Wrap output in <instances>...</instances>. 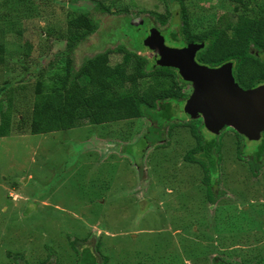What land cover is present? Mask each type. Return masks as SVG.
I'll return each mask as SVG.
<instances>
[{"label": "rangeland", "instance_id": "obj_1", "mask_svg": "<svg viewBox=\"0 0 264 264\" xmlns=\"http://www.w3.org/2000/svg\"><path fill=\"white\" fill-rule=\"evenodd\" d=\"M174 2L0 0V120L11 118L9 134L0 137V264H78L86 247L98 264H215L216 257L264 264V159L253 174L241 151L256 142L232 126L215 134L214 201L202 167L184 158L196 145L190 125L212 134L201 115L184 111L185 102L173 110L160 142H147L152 121L146 117L30 133L37 86L58 85L68 61L75 71L100 52H109L111 65L136 53L153 72L158 52L144 43L150 30L162 33L167 45L175 46L173 29L184 40ZM185 6L192 31L218 27L222 37H236L264 14V0H185ZM83 13L97 28L67 46L69 19ZM250 53L264 61L253 44ZM241 72L235 69L234 79L249 88ZM175 73L167 85L190 94L191 82ZM151 81L140 80L138 89Z\"/></svg>", "mask_w": 264, "mask_h": 264}, {"label": "trees", "instance_id": "obj_2", "mask_svg": "<svg viewBox=\"0 0 264 264\" xmlns=\"http://www.w3.org/2000/svg\"><path fill=\"white\" fill-rule=\"evenodd\" d=\"M182 12V35L186 42L204 43L198 50V62L216 67L225 62H234L232 72H241L239 78L245 75V81L250 87L256 86L264 78V61L250 53V46H256L264 53V14L254 19L246 30H239L236 37H222L218 27L207 28L195 32L191 30L185 0H174ZM244 3V0H229ZM105 12L109 9L98 3ZM165 21V19H162ZM97 25L87 14H77L69 19L68 43L79 40L85 34L94 32ZM175 46L184 44V40L176 29L168 33ZM253 38L251 39V37ZM253 40V43H252ZM5 61L4 43L0 42V64ZM59 78L60 83L49 90L37 86L33 101L30 122V133H48L70 129L84 124L96 125L105 122L119 121L146 117L152 121L149 126L151 137L148 143L163 141L164 128L172 119L173 110L179 103H184L189 94L168 86V81L175 80V68L160 66L155 63V70L147 72L144 61L136 53L130 54L124 64L111 65L109 52H100L89 58L88 62L73 71L69 68ZM178 75V74H177ZM151 76V82L144 88H139L140 80ZM182 81L183 78L178 76ZM129 82L130 88L120 91L115 86H123ZM3 91L0 87V93ZM2 100V98H1ZM10 106L8 100L7 108ZM174 124L168 126V133ZM11 129V118L5 116L0 120V137L7 136ZM190 130L196 138V145L190 148L184 158L190 162H197L204 171L203 183L206 186L211 201L216 199L212 185L218 177L220 161L219 144L215 135H207L204 131L190 125ZM206 130V128H205ZM209 132L208 130H206ZM210 133V132H209ZM248 156V167L253 174L261 168L264 159V136L254 146H243L241 151ZM14 259L21 257L19 252H7ZM95 254L89 248L80 253L79 264H97ZM215 264H229L222 259L215 258Z\"/></svg>", "mask_w": 264, "mask_h": 264}, {"label": "water", "instance_id": "obj_3", "mask_svg": "<svg viewBox=\"0 0 264 264\" xmlns=\"http://www.w3.org/2000/svg\"><path fill=\"white\" fill-rule=\"evenodd\" d=\"M158 52L156 64L176 68L191 82L193 89L184 104L191 117L201 115L205 128L218 134L232 126L249 141H259L264 132V83L242 88L235 81L233 62L211 67L196 60L204 43L190 42L182 47L169 46L157 29L152 28L144 42Z\"/></svg>", "mask_w": 264, "mask_h": 264}, {"label": "flooded vegetation", "instance_id": "obj_4", "mask_svg": "<svg viewBox=\"0 0 264 264\" xmlns=\"http://www.w3.org/2000/svg\"><path fill=\"white\" fill-rule=\"evenodd\" d=\"M184 45H186V44L184 43V44L181 45V46H175V47H182V46H184ZM169 46H172V45H169ZM195 58H196V57H195ZM199 63H200V62H199ZM175 69H176V68H175ZM190 94H191V93H190ZM190 94H189V95H190ZM188 97H189V96H188ZM206 130H207V129H206ZM221 130H222V129H221ZM221 130H220V131H221ZM210 133H211V132H210ZM212 134H213V133H212ZM214 135H215V134H214ZM263 135H264V132H263ZM263 135H262V137H263ZM242 136H243V135H242ZM243 137H244V136H243ZM262 137H261V139H262ZM261 139H260L259 141H261ZM259 141H255V142H259ZM79 263H80V260H79ZM79 263H78V264H79ZM97 264H98V263H97Z\"/></svg>", "mask_w": 264, "mask_h": 264}]
</instances>
